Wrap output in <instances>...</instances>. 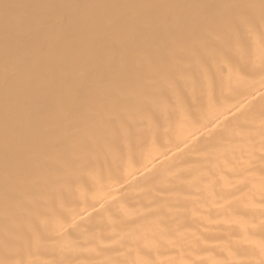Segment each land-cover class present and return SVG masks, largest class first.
<instances>
[{"label": "bare ground", "instance_id": "6f19581e", "mask_svg": "<svg viewBox=\"0 0 264 264\" xmlns=\"http://www.w3.org/2000/svg\"><path fill=\"white\" fill-rule=\"evenodd\" d=\"M0 264H264V0H0Z\"/></svg>", "mask_w": 264, "mask_h": 264}]
</instances>
